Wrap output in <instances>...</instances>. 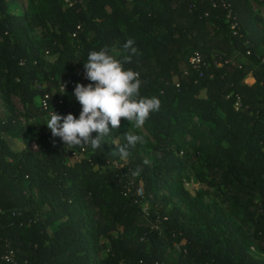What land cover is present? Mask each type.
Instances as JSON below:
<instances>
[{
  "label": "trees",
  "instance_id": "16d2710c",
  "mask_svg": "<svg viewBox=\"0 0 264 264\" xmlns=\"http://www.w3.org/2000/svg\"><path fill=\"white\" fill-rule=\"evenodd\" d=\"M38 1L28 0L27 23L26 13L11 11L16 0H0V91L7 105L9 93L19 94L25 119L21 124L0 117V254L13 250L17 264H94V253L96 264H165L173 240L186 260L171 264H264L247 253L232 228L230 245L217 252L222 218L200 214L216 232L211 240L180 222L179 210L168 208L171 197L160 195L173 189L182 172L184 179L192 175L221 216L240 208L242 227L252 226L253 244L264 255V36L256 27L264 18L253 12L252 0H82V6ZM69 39L78 46L76 65L62 54ZM128 39L138 54L125 67L140 74L141 96L161 100L160 110L144 124L162 160L154 167L134 147L127 148L134 161L120 155L131 125L127 119L121 118L126 126L112 130L102 147L69 149L53 137L46 125L50 116L41 107L45 95L51 109L65 103L79 76L92 83L84 69L90 51L107 46L122 59L129 55L123 48ZM40 49L56 59L44 61ZM195 51L205 63L200 71L189 65ZM249 75L250 85L244 82ZM57 114L66 116V107L60 105ZM197 125L207 128L209 145L186 158L178 139L195 135ZM14 139L25 146L19 152ZM43 205L48 210L40 218Z\"/></svg>",
  "mask_w": 264,
  "mask_h": 264
},
{
  "label": "rangeland",
  "instance_id": "374dc122",
  "mask_svg": "<svg viewBox=\"0 0 264 264\" xmlns=\"http://www.w3.org/2000/svg\"><path fill=\"white\" fill-rule=\"evenodd\" d=\"M261 0H252L251 6L254 13H258L261 15V17L264 18V4L260 2ZM38 0H34V4L38 5ZM29 8V2L28 0H16V5L11 8L12 12L15 13H21L24 12V20L28 23L29 21V14H31V11ZM29 10V11H28ZM47 29L49 32H52L54 29L53 27L47 23ZM256 27L259 31H261L262 35L264 36V23L256 22ZM29 35L34 40V42L37 44V46L40 45L41 40L36 36L35 32L30 29ZM69 43V49L68 50H62V54L68 55L70 57V62L73 65H76L80 61V57L78 54V46L76 42L72 41L71 39ZM3 43V40L0 36V44ZM264 46V44H263ZM43 49H40V53L44 59V61L50 63L53 62L56 59L55 54L52 52L49 55H44ZM46 56V57H45ZM49 56V57H48ZM48 57V58H47ZM246 77L245 83L251 82L250 79ZM80 83L87 86V82H85V79L83 80L81 76H79V80L75 82V86ZM201 96H204V93H201ZM8 99L10 101L9 105H7L3 101V92L0 91V117L5 120L9 117L15 118L19 123L25 124L24 119V107L20 101L19 94L17 93H9ZM66 107V113L73 114L76 118H79V115L82 111V106L80 103L76 100L74 95L67 94V100L65 102ZM196 122V121H195ZM122 127L126 126V122H123ZM198 129L196 130L195 135H191L189 133L184 134L182 137H179L178 144H182V149L187 150L188 157H191L194 155V153H200V150H203L204 148H207L209 145V134L207 131V128L203 126L197 125ZM128 133L135 134V135H143L147 141L146 144H137L134 149L137 153V155L145 162L148 161L147 165L149 167H154L156 165L162 164V160L158 159L154 155V151L157 148L156 142L151 137V131L149 128L145 125H143L142 128L137 129L134 125V122L131 123V125L127 126ZM13 150L15 152L21 151L25 146L21 139H14L12 142ZM29 145L31 146V150L33 153L40 155L39 147L33 142L30 141ZM130 158L134 161V158L130 155ZM174 159L181 163V159L178 158L176 154H174ZM136 174H139V170H136ZM184 172H182L181 176L178 177L176 180V184L173 187L171 191L169 190H162L160 192V195H166L171 197V204L168 205L169 210L172 208H176L178 211V218L180 222H183V224H187L196 229H201L205 233V235L210 238L211 240L215 239L216 232H214L211 229H208L206 223L202 220L200 214H206L211 218H222L220 222V232L222 235L219 238V242L215 244L213 247L214 250L217 252H224L225 248L230 245L229 240L233 239V235L231 232V228L233 231H235L237 238L240 240V242L245 247L247 253L252 256L255 259H264V255L260 253L257 248L254 246L253 242V228L251 225L248 227H242L240 218H241V210L240 208H237L235 206H232L231 212L227 213L223 211V216H221L220 212L217 210L218 205L213 197L207 196L204 193H201L198 187L197 181L193 178V176H187L185 174L184 179ZM128 186H131V183L128 184ZM144 206H147L144 204ZM48 206L43 205L39 217H45V212H47ZM172 211V210H171ZM86 212V211H85ZM176 212V211H175ZM132 234H135V232L132 230ZM165 257L167 258V261L165 264H171L176 263L179 259L186 260L180 252L179 244H177L175 241L170 240L168 243L166 249H165ZM99 259V255L97 253H94L93 255V263L96 264V261Z\"/></svg>",
  "mask_w": 264,
  "mask_h": 264
},
{
  "label": "clouds",
  "instance_id": "9594fccd",
  "mask_svg": "<svg viewBox=\"0 0 264 264\" xmlns=\"http://www.w3.org/2000/svg\"><path fill=\"white\" fill-rule=\"evenodd\" d=\"M123 48L129 55L122 59L112 55L107 46L89 52L84 69L86 79L92 83L87 86L78 83L73 92L82 106L79 118L71 113L61 116L54 111L50 114L46 123L48 129L69 149L82 145L98 149L102 147L104 138L119 128L121 118L134 122L139 129L152 113L160 110L161 100L158 97L141 96L143 81L140 74L125 67L131 57L138 54L135 41L128 39ZM125 139L126 145L118 148L122 157L130 155L127 151L129 146L147 143L143 135L128 133Z\"/></svg>",
  "mask_w": 264,
  "mask_h": 264
},
{
  "label": "built area",
  "instance_id": "2783aa9c",
  "mask_svg": "<svg viewBox=\"0 0 264 264\" xmlns=\"http://www.w3.org/2000/svg\"><path fill=\"white\" fill-rule=\"evenodd\" d=\"M63 1H64V3L69 4V5H72L74 3H77L78 5L82 6V0H63ZM225 8L228 10L227 18L228 19H233L232 10L230 9V7L228 5H226ZM235 27H236V23H233L231 29L232 30H235ZM76 30H80V27L77 26V29ZM235 33L236 32L234 31V34ZM75 35H76V32L72 36L74 37ZM21 64L24 65L25 64L24 61H22ZM189 65L193 69H197V70L200 71L205 66V63L202 62V59L200 57V54L197 51H195L193 53V55L190 57V59H189ZM216 65L220 66V63H217ZM37 87L39 88L40 86L38 85ZM64 89H65V87H63V85H60L58 91L61 92V93H63L65 91ZM48 99H49V95H45L44 98H42V100H41V107H42V110L45 113H47V115H49V116L54 111L56 113H58L59 112L60 105L61 106H65V103H63V101L61 100L59 102L60 103L59 106L54 107V109H51L49 107V105H48ZM240 106H241L240 98H239V96H236V102L234 103V107L235 108H239ZM129 188H130V186H127V190H129ZM137 193L138 194H141V190L138 189L137 190ZM140 207H141V210H142L143 214L146 217H148L147 207L144 206V204H141ZM155 229H157V226H155ZM3 263H6V264H17L16 263V260L14 258L13 250L8 249L5 252H3V253L0 254V264H3Z\"/></svg>",
  "mask_w": 264,
  "mask_h": 264
},
{
  "label": "crops",
  "instance_id": "0c3cea01",
  "mask_svg": "<svg viewBox=\"0 0 264 264\" xmlns=\"http://www.w3.org/2000/svg\"><path fill=\"white\" fill-rule=\"evenodd\" d=\"M248 79H250L251 80V82H250V84H252L253 82H254V80H253V78L249 75V78ZM247 84H249V83H247ZM249 84V85H250Z\"/></svg>",
  "mask_w": 264,
  "mask_h": 264
}]
</instances>
